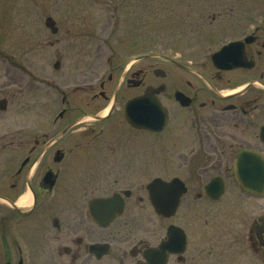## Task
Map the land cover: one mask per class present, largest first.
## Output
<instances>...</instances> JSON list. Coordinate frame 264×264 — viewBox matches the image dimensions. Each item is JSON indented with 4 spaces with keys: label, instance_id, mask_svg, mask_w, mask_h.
<instances>
[{
    "label": "flooded vegetation",
    "instance_id": "1",
    "mask_svg": "<svg viewBox=\"0 0 264 264\" xmlns=\"http://www.w3.org/2000/svg\"><path fill=\"white\" fill-rule=\"evenodd\" d=\"M179 2L157 21L175 33L166 47L141 51L135 8L113 3L98 36L126 28L117 50L85 24L71 41L84 53L56 58L53 73L0 72V264H264V190L234 178L241 150L264 160V0ZM157 177L186 187L171 214L150 200ZM184 203L217 218L196 247L179 223Z\"/></svg>",
    "mask_w": 264,
    "mask_h": 264
},
{
    "label": "rangeland",
    "instance_id": "2",
    "mask_svg": "<svg viewBox=\"0 0 264 264\" xmlns=\"http://www.w3.org/2000/svg\"><path fill=\"white\" fill-rule=\"evenodd\" d=\"M129 1L0 0V72L7 71L15 75L28 72L30 76L35 77L42 65H49L47 67L53 73L51 65L58 57L68 64L71 55L84 53L80 52L79 48L81 49V47L76 48L71 41L78 34H85L83 26L85 24H89L90 27L87 30L93 31L94 36L97 37L101 26L105 21L107 22V18L111 15L110 6H113V3L115 6L122 3L120 9L123 13L128 11L127 7L135 8V16L139 19L137 20L138 26L136 30L129 32L132 33V38L137 39L140 43L141 51L151 47H166L167 39L175 37V33L167 25L162 27L157 21L159 16L171 13L176 7H182L180 0H133L132 5H128ZM104 2L109 6L104 7L102 5ZM75 7L76 9H74ZM84 13L90 15L89 21L92 24L83 17ZM49 15L56 21L59 29L57 34H52L44 24L45 17ZM106 27L105 35L108 34V41L104 49L107 52H110L111 49L117 50L119 41L127 37L129 32L120 26L107 25ZM105 35L98 37L103 38ZM56 37L61 41L52 45L50 42ZM188 46L194 49L197 47L196 43H190ZM65 71L60 74L61 78L67 76L68 70ZM235 201L242 208L247 204V198L243 195L241 197L236 194ZM182 211L187 212L184 213L185 217L180 218L179 223L182 222L189 231L190 246L196 247V230L200 229L206 235L213 233L217 218L211 209L210 213H204L198 219L185 203ZM232 219H234L235 231L241 232L242 219L238 217ZM145 227L148 228L147 224ZM200 242H203V234ZM206 245L205 242L204 246L206 247ZM242 256L241 259L238 256L236 264H250L245 256Z\"/></svg>",
    "mask_w": 264,
    "mask_h": 264
},
{
    "label": "water",
    "instance_id": "3",
    "mask_svg": "<svg viewBox=\"0 0 264 264\" xmlns=\"http://www.w3.org/2000/svg\"><path fill=\"white\" fill-rule=\"evenodd\" d=\"M45 25L49 27L52 32L57 31L55 20L51 16H47L45 18ZM55 63L57 64L58 62ZM140 103L142 104L144 101H141ZM129 111L130 109L128 108V118L130 120L138 121V119L134 117L133 111H130V113ZM234 166V178L236 183L244 191L260 194L264 190V160H261L260 157L253 155L244 149L237 154ZM185 190L186 187L184 183L177 177L171 179L170 181H165L157 177L148 185V192L153 206L158 212H163L166 214H171L175 211ZM206 191L213 198L219 197L223 191V185H218L217 180L212 179L206 186ZM107 200L108 199L104 200V202L108 203L109 201ZM177 228L178 227L176 225H172L169 227L168 232L170 235H174L173 239L175 240L178 236L181 238L179 242V248H182L184 245V236L180 235V233L176 231ZM170 241L171 240L168 242L169 244ZM166 244L167 243H163L161 246L165 247ZM150 254V249H147L144 252V256L148 262H151Z\"/></svg>",
    "mask_w": 264,
    "mask_h": 264
}]
</instances>
